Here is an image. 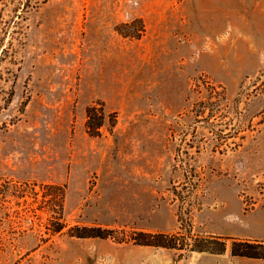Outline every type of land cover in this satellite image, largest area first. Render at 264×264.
<instances>
[{
    "label": "rangeland",
    "instance_id": "rangeland-1",
    "mask_svg": "<svg viewBox=\"0 0 264 264\" xmlns=\"http://www.w3.org/2000/svg\"><path fill=\"white\" fill-rule=\"evenodd\" d=\"M181 206L264 239V0H0V264H209L127 239Z\"/></svg>",
    "mask_w": 264,
    "mask_h": 264
},
{
    "label": "trees",
    "instance_id": "trees-1",
    "mask_svg": "<svg viewBox=\"0 0 264 264\" xmlns=\"http://www.w3.org/2000/svg\"><path fill=\"white\" fill-rule=\"evenodd\" d=\"M136 23H139V25L136 26ZM123 27L132 28V30L121 32L126 36H141L142 32L144 31V24L141 20H134L131 23L123 24ZM96 110L97 109L95 107H89L87 109V129L89 133L94 136L100 134V128L104 124L105 118L104 114L102 113L101 116L95 118ZM54 205H56V203ZM187 209L184 210L182 206L180 207V213L178 216L181 226L179 227V231L174 233L160 231H134L129 236L126 234L127 239L129 238V240H132L135 244L142 246L179 250H187V248H189L191 251L207 252L218 255L226 253L228 250V240H231L230 251L232 256L264 260V239L224 237L216 234H199L194 236L191 229V222L189 220L191 210ZM53 211L55 212V208H53ZM184 222L187 224V226H184ZM63 228V222L59 221L52 230L59 232ZM73 229L75 232L72 235L80 238H116V236H114L115 230L102 229L100 227L79 226H76Z\"/></svg>",
    "mask_w": 264,
    "mask_h": 264
},
{
    "label": "crops",
    "instance_id": "crops-1",
    "mask_svg": "<svg viewBox=\"0 0 264 264\" xmlns=\"http://www.w3.org/2000/svg\"><path fill=\"white\" fill-rule=\"evenodd\" d=\"M205 255H206V256H204L205 258H203V261L205 263L218 264V260L215 258L218 254H210V253H207ZM233 257H236V256H233ZM251 260H253V262H251V264H263L264 263V262H260V261H264V260H260V259H251Z\"/></svg>",
    "mask_w": 264,
    "mask_h": 264
}]
</instances>
